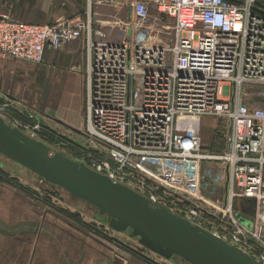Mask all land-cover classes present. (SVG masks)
Here are the masks:
<instances>
[{
    "label": "built area",
    "instance_id": "1",
    "mask_svg": "<svg viewBox=\"0 0 264 264\" xmlns=\"http://www.w3.org/2000/svg\"><path fill=\"white\" fill-rule=\"evenodd\" d=\"M95 6L115 16L93 19ZM80 38L85 136L106 153L90 169L264 264V93L243 90L264 86V0H88L86 19L57 24L0 15V61L42 64L46 48ZM205 117L227 123L219 153L203 152ZM16 128L33 137L40 124ZM244 199L251 219L234 210Z\"/></svg>",
    "mask_w": 264,
    "mask_h": 264
},
{
    "label": "rangeland",
    "instance_id": "2",
    "mask_svg": "<svg viewBox=\"0 0 264 264\" xmlns=\"http://www.w3.org/2000/svg\"><path fill=\"white\" fill-rule=\"evenodd\" d=\"M20 1L0 0V12L8 13L10 19L21 20L26 24L48 22L57 24L63 20H83L82 10L88 0H53L52 11L48 14L41 11L47 0H23V5L28 9L29 14L17 16L15 10L18 9L17 4ZM102 9L104 7H94V10L99 11L97 13H100ZM105 10L108 12H102L106 14V17L115 16L112 8ZM158 27L152 35L157 36L159 41L165 44L164 36L157 34L160 30ZM82 41L70 42L60 49H48L42 64L14 60L0 62V109L6 102L10 105L9 109L0 113V116H3L4 121L15 128L17 125H28L32 121L40 122L45 131H42L40 126V130L34 132L33 137L28 130H19L48 146L51 155L60 153L77 163L96 169L98 162L106 161V153L85 136L88 60L86 44ZM171 44L167 45L171 46ZM68 49L73 52L69 54ZM243 90L252 97H256L264 93V86L244 85ZM31 117L33 120L30 119ZM49 117L62 121L78 130L80 134L51 121ZM29 130L32 132V129ZM198 133L203 152L219 153L225 147L227 123L221 119L202 118L199 120ZM0 168L5 176L17 185L16 188L10 185L2 186L9 193L7 198L42 199L43 217H49L53 226L56 225L54 221L59 227L73 226L84 233L83 235L88 236L92 242L116 247L119 251L117 254L122 253L124 257H127L129 253H132L138 256L141 264H171L141 248L137 242L122 234L114 233L96 222L93 219L95 209L83 201L73 199L59 188L57 191L62 201L46 194V190L51 191L46 182L1 155ZM121 183L133 188L128 181ZM139 194L144 196L143 192ZM202 226L210 232L213 231L205 224Z\"/></svg>",
    "mask_w": 264,
    "mask_h": 264
},
{
    "label": "water",
    "instance_id": "3",
    "mask_svg": "<svg viewBox=\"0 0 264 264\" xmlns=\"http://www.w3.org/2000/svg\"><path fill=\"white\" fill-rule=\"evenodd\" d=\"M75 133L80 132L49 117ZM0 155L24 167L53 190L57 189L95 209L93 219L122 234L171 264H259L205 229L154 204L146 197L84 164L60 154L12 127L0 117Z\"/></svg>",
    "mask_w": 264,
    "mask_h": 264
},
{
    "label": "crops",
    "instance_id": "4",
    "mask_svg": "<svg viewBox=\"0 0 264 264\" xmlns=\"http://www.w3.org/2000/svg\"><path fill=\"white\" fill-rule=\"evenodd\" d=\"M23 2H18L15 15L29 14ZM52 8L53 0H47L41 11L48 14ZM105 9L100 13L107 11ZM97 12L99 11L93 8V19ZM0 15L9 16L4 12H0ZM83 17L86 19V6ZM80 40L85 43L84 38ZM48 49L50 47L45 52ZM68 52L71 54L73 51L68 49ZM9 60L13 61L6 59L0 62ZM2 186L0 185V264H141L138 256L124 257L122 253L117 254L119 251L116 248L92 242L72 227H59L56 221L53 226L49 217H43L42 199H8L9 193ZM168 201L170 202L169 199Z\"/></svg>",
    "mask_w": 264,
    "mask_h": 264
},
{
    "label": "trees",
    "instance_id": "5",
    "mask_svg": "<svg viewBox=\"0 0 264 264\" xmlns=\"http://www.w3.org/2000/svg\"><path fill=\"white\" fill-rule=\"evenodd\" d=\"M85 7V6H84ZM83 7V9H84ZM82 13H83V10H82ZM44 24V23H42ZM27 118V117H26ZM25 118V119H26ZM27 120H29L27 118ZM40 126L42 127V131L44 130V126L41 125V123L39 122ZM41 131V132H42ZM45 131V130H44ZM0 185H10L12 187H15L16 188V182L10 180L8 177L5 176V173L2 172V169L0 168ZM47 194V193H46ZM49 195V194H48ZM234 210L237 214H239L240 217L244 218V219H251L253 214H254V205H253V202L252 201H248V200H236L235 203H234ZM69 226V225H68ZM72 228H74L73 226H71ZM76 229L78 232L82 233L81 231H79L77 228H74ZM84 234V233H82ZM88 237V236H87ZM103 240H106L105 238L101 237ZM98 244L100 245H103L105 247H109L107 245H104V244H101L99 242H97ZM116 248V247H115ZM121 249V247H119ZM130 255L132 256H135L134 254L132 253H129Z\"/></svg>",
    "mask_w": 264,
    "mask_h": 264
},
{
    "label": "flooded vegetation",
    "instance_id": "6",
    "mask_svg": "<svg viewBox=\"0 0 264 264\" xmlns=\"http://www.w3.org/2000/svg\"><path fill=\"white\" fill-rule=\"evenodd\" d=\"M50 187V186H49ZM51 190H53L52 188H50Z\"/></svg>",
    "mask_w": 264,
    "mask_h": 264
}]
</instances>
